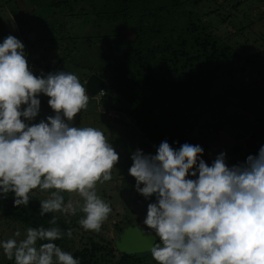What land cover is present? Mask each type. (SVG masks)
Listing matches in <instances>:
<instances>
[{"label":"clouds","instance_id":"clouds-1","mask_svg":"<svg viewBox=\"0 0 264 264\" xmlns=\"http://www.w3.org/2000/svg\"><path fill=\"white\" fill-rule=\"evenodd\" d=\"M24 49L13 35L0 43V199L14 193V206L27 207L34 191L48 192L41 216L80 212L79 225L100 233L113 210L97 186L112 180L119 154L102 130L73 124L90 102L79 77L34 75ZM41 94L55 115L26 123L38 116ZM155 148V155L137 149L128 171L137 192L156 197L143 224L159 238L150 248L157 264H264V146L231 167L224 152L209 166L200 145L177 150L163 141ZM64 193L80 200L65 203ZM65 235L71 238L72 229L28 227L23 239L0 241V248L14 264H81L54 243Z\"/></svg>","mask_w":264,"mask_h":264},{"label":"trees","instance_id":"trees-1","mask_svg":"<svg viewBox=\"0 0 264 264\" xmlns=\"http://www.w3.org/2000/svg\"><path fill=\"white\" fill-rule=\"evenodd\" d=\"M7 1L9 0H0V3ZM199 2L200 0H26L28 10H23L15 2L9 7V13L31 53L37 52L33 49L35 45L42 47L41 42L44 40L37 41L40 35L49 33V43L53 48H59L58 62L49 60L51 73L65 71L68 65L73 64L78 69L87 70V76L95 73L104 80V86L97 94L105 106V112L112 110L119 114L127 113L140 127L138 129L135 125L124 122L125 126H132L135 130L129 136L132 142L124 143L128 145H125L124 153L141 149L143 143L156 142V146H159L163 141L178 150L184 143L197 140L194 131H208L210 127L226 125L227 129L235 131L234 136L238 139L249 134L246 142L252 149L248 155H258L260 147L264 146L263 140L248 125L240 123L241 115L234 110L228 113L227 109L217 111L214 106L218 101L216 97L223 96L213 92L217 80L226 76L233 82L230 69L237 62L240 64L235 71L242 72L248 67L249 59H242L233 53L229 44L211 35L212 30L202 20L209 12H200L196 7L195 13H192L190 9ZM175 13H182L186 21L181 22L180 16L174 21L176 24L172 28L169 24ZM85 24H88V32L83 29ZM31 33H34L36 43L28 39ZM93 47L95 48L91 50ZM225 63H228V70H221L220 67ZM101 90L104 93L101 94ZM89 96L94 103L96 95ZM255 96L248 100L246 98L242 105H251ZM47 98L45 97V101ZM90 109L93 108L90 106ZM107 118L111 119L109 116ZM111 123L109 121L103 125L108 127ZM262 132L261 130L260 133ZM141 137L148 142L141 141L136 148L133 147L132 143ZM238 149L240 146L233 147V150ZM248 155L243 156L241 163L246 161ZM227 163L231 165L230 160ZM118 177L122 179L123 186L136 185L135 178L129 171L125 176L119 172ZM9 194L12 197L0 199V211L11 222L24 229L58 226L64 233L68 229L73 231L74 227L66 215H40V200L47 198L45 195L33 194L29 205L25 207L14 206V193ZM64 196L66 198V193ZM53 215L58 217L56 225L49 223ZM124 222L122 226V221H118L119 233L126 226L135 224L127 218ZM46 242L38 241L37 246ZM158 242L159 238L156 240ZM54 243L62 250L71 252L81 264H151L148 261L151 252L123 254L115 250L114 246L109 247L108 244L93 240L74 250L72 237L68 238L66 235ZM0 264H14V259L13 262L0 259Z\"/></svg>","mask_w":264,"mask_h":264},{"label":"rangeland","instance_id":"rangeland-1","mask_svg":"<svg viewBox=\"0 0 264 264\" xmlns=\"http://www.w3.org/2000/svg\"><path fill=\"white\" fill-rule=\"evenodd\" d=\"M15 2H18L23 10H28L26 0H9L6 3H0V43L8 35H13L18 38L25 45L24 51L33 74L46 76L52 68L49 60H53L55 63L58 62L59 56L57 52L59 48H53V45L49 43L51 39L48 33V35H40L37 41L44 40L41 42L42 47L35 45L33 49L37 52L34 54L31 53L28 43L19 33L18 26L13 21L12 14L10 15L9 13V7L14 5ZM196 7L200 12H209L208 15L202 17V20L209 30H212L210 33L213 37L220 38L223 42L229 44L232 50H234L233 53L238 54L242 59H249L248 67L242 72L235 71L240 64L237 62L233 69H230L234 77L233 82L228 79L230 77L226 76L217 80L213 92L222 94L223 96L216 97L218 101L215 102L214 106L217 111L227 109L228 113L234 110L238 115H241L240 123L248 125L250 130H253L256 136L263 140L264 143V0H200L197 6H191L192 13H195ZM180 16L181 22L185 23L186 17H183L182 13L180 15L175 13L170 19L172 22L169 25L172 28L176 24L174 21L180 18ZM87 27L88 24L83 26L86 32H88L86 30ZM28 39L36 43L34 33H31ZM94 48H91V50ZM90 57L88 56V58ZM228 63L223 64L220 69L228 70ZM72 65H68L65 71L75 73L79 77L80 82L85 86L88 71L78 69ZM110 75L114 76L113 73ZM253 96L255 98L251 101V105H247L246 107L242 105V102L246 98L248 100ZM45 97L47 98L46 95L39 96L41 99V109L38 116L33 121L25 120L26 123H39L42 119L46 121L47 116L55 115L48 105L49 97L46 101ZM95 98L94 103L90 99L89 107L86 111L77 114L73 124L79 127L92 126L102 130L109 137L114 149L119 154L120 159L116 168L113 169L112 180L97 186L98 194L110 204L113 211L109 219L102 226L100 233L85 231L79 225L78 221L82 218L83 213L78 212L75 216L67 215L69 222L74 227L72 231L74 250L85 246V243L90 240L101 244H108L109 247L114 246V241L120 234L118 231V221H122L123 226L126 218L150 232L147 226L143 224V221L147 215L148 204L156 202L155 194L149 198H145L137 192L135 185L133 187L123 186L122 179L117 178L119 172L125 176L128 171L127 169L131 167L130 164L133 163L131 157L134 152H129L128 150L124 153L126 145L124 143L132 142L129 136L131 133H135V130L132 126H125L124 122H129L140 129L139 125H136L127 113L122 112L119 114L112 110L105 112V106L101 103L99 95L96 94ZM90 106L93 109H90ZM105 113L107 115H104ZM108 116L111 118L110 120L107 118ZM113 119L120 120L119 122L121 123H117ZM109 121L112 122L111 125L104 127L103 124ZM261 130L263 131L262 133H260ZM193 133L197 137V140L189 144L200 145L204 149L201 158L209 166H211L212 162L221 152L226 153V163L230 160L231 165L227 163L229 167L241 164L243 156L248 155L252 149L246 142L249 134H245L242 138L238 139L234 136L235 131L227 129L226 125L218 128L210 127L208 131L203 129L202 132L194 131ZM145 140L144 137L139 138V140L137 139L132 143L133 147L136 148V145H139L138 143L141 141L145 142ZM156 144V142L143 143L140 150L145 148V151L142 150L143 153L147 152L148 154L155 155L157 152V148H155ZM236 145L240 146V149L233 150V147ZM189 178L195 179L196 177L189 176ZM38 193L46 197L49 195V193L39 191H34L33 194ZM8 196L12 197L11 194H8ZM69 199H72L74 202L80 200L78 196L74 194L70 196L66 193L65 203ZM16 231L21 233L20 237L14 236ZM25 234L26 229L15 222H11L10 218L8 219L0 211V241L10 238L23 239ZM0 259L8 260L4 256L2 248H0ZM11 261L13 262V260ZM148 261L151 264H157L151 254H149Z\"/></svg>","mask_w":264,"mask_h":264},{"label":"water","instance_id":"water-1","mask_svg":"<svg viewBox=\"0 0 264 264\" xmlns=\"http://www.w3.org/2000/svg\"><path fill=\"white\" fill-rule=\"evenodd\" d=\"M31 36V34L29 35ZM104 86V80L97 74H90L85 81L88 94L95 95ZM115 122L120 120L113 119ZM154 233L139 227L138 225L126 226L114 241L115 249L123 254H141L150 252V248L156 243Z\"/></svg>","mask_w":264,"mask_h":264},{"label":"built area","instance_id":"built-area-1","mask_svg":"<svg viewBox=\"0 0 264 264\" xmlns=\"http://www.w3.org/2000/svg\"><path fill=\"white\" fill-rule=\"evenodd\" d=\"M103 93V91L101 90V94Z\"/></svg>","mask_w":264,"mask_h":264}]
</instances>
